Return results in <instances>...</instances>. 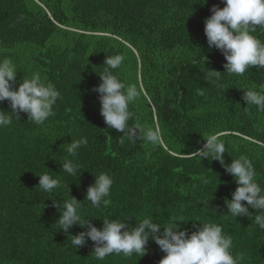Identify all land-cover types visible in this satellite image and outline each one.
Here are the masks:
<instances>
[{"label": "trees", "instance_id": "obj_1", "mask_svg": "<svg viewBox=\"0 0 264 264\" xmlns=\"http://www.w3.org/2000/svg\"><path fill=\"white\" fill-rule=\"evenodd\" d=\"M221 1L0 0V41L33 46L39 73L61 93L55 114L43 125L28 120L27 113L16 118L10 102H0V111L12 117L9 126L0 127V264H159L166 253L154 241L143 257L112 254L97 261L91 240L78 249L71 245L69 234L84 231L80 225L69 233L60 230L54 201L70 198L69 185L70 194L83 202L99 172L114 178L111 202L95 208L85 201L83 215L129 216L125 222L132 226L134 216L147 214L164 222H215L232 236L233 252L244 257L241 264H264V230L247 216L226 214L225 198L231 199L238 186L233 176L218 160L193 153L206 142L203 135L219 134L226 162L247 155L264 187V130L257 128L264 112L244 100V89L264 90V69L253 66L243 76L230 75L222 52L209 50L204 19ZM59 34L70 44L55 43ZM254 35L264 41V28ZM115 36L139 48L140 81L155 104L161 131L157 146L120 144L123 133L109 129L101 115L99 93L92 89L101 83L98 72L106 56H125ZM215 70L221 71L223 87L216 86ZM116 71L128 83L124 62ZM130 111V123L139 122L133 104ZM72 136L88 139L79 150L80 177L61 170L60 160L71 159L62 147ZM45 172L61 178L63 186L53 197L38 186V175ZM203 178L210 182L204 184ZM88 219L103 226L102 218ZM192 220L183 225L189 232Z\"/></svg>", "mask_w": 264, "mask_h": 264}, {"label": "clouds", "instance_id": "obj_2", "mask_svg": "<svg viewBox=\"0 0 264 264\" xmlns=\"http://www.w3.org/2000/svg\"><path fill=\"white\" fill-rule=\"evenodd\" d=\"M208 0L202 5L207 4ZM211 15L204 19V32L209 50L219 49L226 59L224 72L230 75L243 76L248 69L257 66L264 69V41L254 33L257 28H264V0H224V7L213 5ZM91 55V54H90ZM125 60L121 54L107 55L104 70L98 72L101 83L92 90L99 93L100 112L109 129L122 132L118 139L120 144L126 141L135 143L145 142L157 146L161 143L159 127H143L133 121L130 105L141 95L138 87L128 84L121 79L119 69ZM17 64L11 58L0 59V102L8 100L11 113L20 119V113H27L28 120L37 125H43L53 116L54 106L61 93L51 82L42 78L39 72H33L30 77H22L17 83ZM221 71L215 70V83L223 87ZM244 100L247 107L254 105L264 112V90L258 88L244 89ZM12 117L0 111V127L9 126ZM206 141L203 147L193 152L200 159L211 158L218 160L226 173L233 176L237 187L231 193V199L225 198L228 212L226 214L237 219L247 216L259 229L264 230V187L256 180V170L252 160L245 154L234 158L231 163L226 162L225 142L220 135L213 133L203 135ZM88 143L87 137L75 139L65 143L63 152H67L71 159L65 158L61 170L71 177H79L82 165L78 160L79 150ZM191 153V154H193ZM95 174V181L89 185L85 200L81 202L70 194V198L63 197L62 202L54 201L55 207L61 213L56 223L65 233H69L75 225H80L84 231L71 235V245L78 249L91 240L94 244V258L104 260L112 254H123L130 257L133 254L143 257L147 254L149 241H154L166 255L159 264H241L244 257L233 252V238L227 234L220 224L192 220L193 229L184 227L189 220H175L164 222L156 220L151 214L145 215L137 221L135 226L127 224L118 217H93L83 215L81 209L88 201L95 208L110 204V193L114 183L113 176L108 172ZM39 176L38 186L41 191L48 193L47 197L58 194L57 190L63 185L60 176H53L45 172ZM79 177L78 182L79 183ZM204 184L210 181L202 179ZM217 188V187H216ZM216 190V189H215ZM208 205L209 200L201 201ZM183 207V205H181ZM252 209L253 211H250ZM254 214V215H253ZM91 218H102L103 226L97 227ZM202 226H197L195 222Z\"/></svg>", "mask_w": 264, "mask_h": 264}, {"label": "rangeland", "instance_id": "obj_3", "mask_svg": "<svg viewBox=\"0 0 264 264\" xmlns=\"http://www.w3.org/2000/svg\"><path fill=\"white\" fill-rule=\"evenodd\" d=\"M221 7H224V0L220 3ZM47 11L48 8L42 4ZM117 37V36H115ZM123 44L119 45L124 51L125 60H124V74L126 80L129 84H134L138 87L141 95L133 103L137 120L143 127H159L157 117H156V108L155 104L151 99V95L145 93L141 84V56L139 53V48L133 45L129 40L122 39L117 37ZM55 43H58L61 46H67L70 44V39L66 38L64 35L59 34L56 36ZM38 51L31 45L27 44H15L7 46L0 41V59L2 58H11L17 64V83L16 87L18 88L19 82L25 74V77H30L33 72H39V66L35 59ZM258 129L264 130V122L257 126ZM145 146L149 143L142 142ZM261 152H264V148H260Z\"/></svg>", "mask_w": 264, "mask_h": 264}]
</instances>
